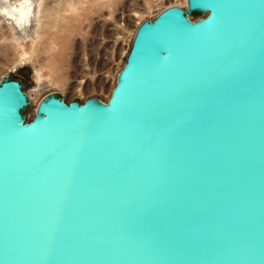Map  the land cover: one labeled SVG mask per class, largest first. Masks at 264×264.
I'll return each mask as SVG.
<instances>
[{
  "label": "water",
  "instance_id": "obj_1",
  "mask_svg": "<svg viewBox=\"0 0 264 264\" xmlns=\"http://www.w3.org/2000/svg\"><path fill=\"white\" fill-rule=\"evenodd\" d=\"M187 6L107 103L0 84V264H264V0Z\"/></svg>",
  "mask_w": 264,
  "mask_h": 264
},
{
  "label": "rangeland",
  "instance_id": "obj_2",
  "mask_svg": "<svg viewBox=\"0 0 264 264\" xmlns=\"http://www.w3.org/2000/svg\"><path fill=\"white\" fill-rule=\"evenodd\" d=\"M29 1L26 16L25 6L14 8L23 0H0V84H22L28 122L50 96L107 103L138 27L169 8L188 7L187 0Z\"/></svg>",
  "mask_w": 264,
  "mask_h": 264
},
{
  "label": "bare ground",
  "instance_id": "obj_3",
  "mask_svg": "<svg viewBox=\"0 0 264 264\" xmlns=\"http://www.w3.org/2000/svg\"><path fill=\"white\" fill-rule=\"evenodd\" d=\"M42 3H43V1H42ZM20 6H25V12H24V14L23 15H26V16H28V13H29V11H30V9H31V5H30V1L29 0H23V2L22 3H19V5H15L14 6V8H18V7H20ZM40 14H41V12H40ZM28 18V17H27Z\"/></svg>",
  "mask_w": 264,
  "mask_h": 264
},
{
  "label": "trees",
  "instance_id": "obj_4",
  "mask_svg": "<svg viewBox=\"0 0 264 264\" xmlns=\"http://www.w3.org/2000/svg\"><path fill=\"white\" fill-rule=\"evenodd\" d=\"M194 14H196V13H194ZM19 82V81H18ZM20 83V82H19ZM21 84V83H20ZM22 85V84H21ZM23 88V87H22Z\"/></svg>",
  "mask_w": 264,
  "mask_h": 264
}]
</instances>
